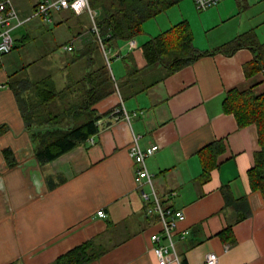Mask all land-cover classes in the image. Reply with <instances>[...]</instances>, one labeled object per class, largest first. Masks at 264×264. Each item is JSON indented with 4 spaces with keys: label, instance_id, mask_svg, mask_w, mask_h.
Wrapping results in <instances>:
<instances>
[{
    "label": "crops",
    "instance_id": "obj_1",
    "mask_svg": "<svg viewBox=\"0 0 264 264\" xmlns=\"http://www.w3.org/2000/svg\"><path fill=\"white\" fill-rule=\"evenodd\" d=\"M21 1L12 0L16 9ZM54 15L57 19L34 18L13 29V49L0 54V264H49L87 240L103 252L87 264H157L149 237L161 228L155 214H145L140 190L148 187L141 189L134 180V136L141 148L158 146L145 160L152 184L165 206L183 211L178 227L185 238L176 239L179 264H205L211 252L216 264H264V200L248 177L260 150L258 128L254 123L240 127L224 106L231 89L264 93V66L247 75L243 69L253 63L254 52L248 47L212 52L147 81L151 85L134 96L110 94L94 109L103 114L121 106L129 121L112 111L98 121L91 143L41 163L12 85L48 75L55 82L47 59L56 58V35L66 33L63 44L73 50L61 55V77L55 82L63 88L86 71L85 59L72 60V55L94 41L88 14ZM135 38L132 49L125 41L126 52L117 43L93 52L119 84L133 67L140 80L161 71L159 65L146 66ZM113 51L123 62L121 70L111 67ZM101 209L104 218L97 215ZM228 225L231 235L221 238Z\"/></svg>",
    "mask_w": 264,
    "mask_h": 264
},
{
    "label": "trees",
    "instance_id": "obj_2",
    "mask_svg": "<svg viewBox=\"0 0 264 264\" xmlns=\"http://www.w3.org/2000/svg\"><path fill=\"white\" fill-rule=\"evenodd\" d=\"M178 1L88 0L95 11L94 22L106 48L135 38L141 33L145 21ZM93 38L94 41L87 43L78 55H72V60L85 59L86 71L79 79L69 78L59 90L50 75L36 81L25 77L12 85L26 129L37 144L35 158L38 162H50L85 143L98 132V121L113 110L99 114L94 109L97 102L116 91L123 99L131 97L151 85L142 81L144 84L138 86L141 84L137 83L140 70L135 67L127 71L122 84L115 82L107 63L97 62L93 52L99 49L100 44L95 34ZM241 47H248L255 54L253 63L243 66L246 75L264 66V44L258 43L253 30L236 36L215 50L200 51L193 47L190 28L182 21L150 37L141 49L146 66L162 65L167 68L166 75L201 56L212 52L230 54ZM224 106L233 113L240 127L254 123L258 128L260 150L256 153L255 165L249 169L248 177L251 189L258 190L264 200V93L256 95L250 89H231L225 95ZM226 233L231 235L230 225L219 235L223 238ZM101 253L92 240H87L49 264H87Z\"/></svg>",
    "mask_w": 264,
    "mask_h": 264
},
{
    "label": "built area",
    "instance_id": "obj_3",
    "mask_svg": "<svg viewBox=\"0 0 264 264\" xmlns=\"http://www.w3.org/2000/svg\"><path fill=\"white\" fill-rule=\"evenodd\" d=\"M195 7L199 10H205L216 6L223 0H192ZM63 10H71L74 13H86L92 22V31L94 32L101 48L105 52V47L99 34L98 27L94 22L95 11L89 5L88 0H40L32 9V12L27 16H21L12 0H0V54L11 52L14 47V39L12 30L28 23L34 18H41L44 21H49L51 13L60 12ZM128 47L132 49L136 46L135 40H128ZM64 51L72 52L73 46L65 44ZM113 112H122L125 118L129 121V116L121 108L115 109ZM92 142V138L88 139ZM158 149L156 144H151L145 148H141L137 143V137H133L130 147V156L133 162L138 166L134 176L137 187L142 189V186H147L148 191L140 190V195L143 202L146 204L145 214H155L158 223L160 224V232L152 233L149 237L152 244V252L157 259V264H179V257L176 250V239L182 240L185 238V231L180 230L178 225L184 219V214L181 209H175L165 206L152 184V174L146 168L145 160L152 156ZM99 217H106L105 212L101 209L97 211ZM217 255L213 252L208 253L205 257V264H216Z\"/></svg>",
    "mask_w": 264,
    "mask_h": 264
},
{
    "label": "rangeland",
    "instance_id": "obj_4",
    "mask_svg": "<svg viewBox=\"0 0 264 264\" xmlns=\"http://www.w3.org/2000/svg\"><path fill=\"white\" fill-rule=\"evenodd\" d=\"M33 1L35 0H22L21 7L17 8L18 13L24 16L29 15L32 12L31 3ZM51 15L55 16L54 13H51ZM55 19H57L56 16ZM182 21H185L190 28L192 45L196 50L220 46L249 29L254 31L260 41H264V0H223L219 5L205 10L197 9L192 0H179L166 11L142 24V31L135 38L138 43L137 46L141 47L150 37L167 31ZM65 40L66 33L65 35H56L57 47L54 49L56 58L47 59L55 82L56 79L58 80L61 77L58 69L59 60L62 59L61 55L64 56L63 46L66 43H63ZM118 44L124 52L127 51L125 41H120ZM114 52L109 55L111 67L112 69L121 70L124 68L123 62L115 56ZM159 66H161V71L160 69L157 72L155 70L151 71L147 73V79L140 80L139 78L137 83L141 82L139 85H142L144 84L142 81L147 82L161 77L167 71V68L162 65ZM145 70H148V68Z\"/></svg>",
    "mask_w": 264,
    "mask_h": 264
}]
</instances>
